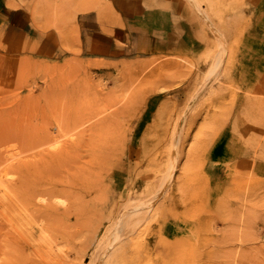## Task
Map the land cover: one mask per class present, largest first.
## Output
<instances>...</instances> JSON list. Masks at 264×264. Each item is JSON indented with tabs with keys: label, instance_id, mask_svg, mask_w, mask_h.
Instances as JSON below:
<instances>
[{
	"label": "rangeland",
	"instance_id": "rangeland-1",
	"mask_svg": "<svg viewBox=\"0 0 264 264\" xmlns=\"http://www.w3.org/2000/svg\"><path fill=\"white\" fill-rule=\"evenodd\" d=\"M9 7L20 11L8 15L0 29V155L10 156L3 162L0 156V175L5 176L0 180L9 177L10 183L0 181V212L6 200H18L12 184L18 178L14 160L49 157L51 166H36L38 171L30 175L32 183L39 180L45 187L35 202L71 209L40 218L43 228L33 222L28 231L51 242L53 255L65 257L71 250L60 264H264V0H16ZM79 13H88L82 40ZM159 40L163 51H148L158 49ZM111 114L114 137L109 136L112 147L106 149L107 134L95 138L101 131L93 126L101 117L110 121ZM82 116L91 118L80 124ZM171 131L178 148L171 186L151 205L148 217H142L145 223L132 224L141 233L119 225L107 234L123 207L148 205L149 200H137L135 193L144 191L152 160L169 154ZM97 140L103 152L90 145ZM105 149L112 162L106 160ZM217 156L226 163L221 181L209 172ZM61 158L64 169L58 164ZM98 158L105 160L98 165ZM85 162L89 168L84 170ZM84 173L93 176L85 178ZM139 175L143 177L133 183L130 199L120 200ZM97 194L103 203L95 199ZM32 209L29 215H37ZM76 214L86 217L75 219ZM75 221L82 226L72 227ZM63 229L66 234L60 233Z\"/></svg>",
	"mask_w": 264,
	"mask_h": 264
},
{
	"label": "bare ground",
	"instance_id": "bare-ground-1",
	"mask_svg": "<svg viewBox=\"0 0 264 264\" xmlns=\"http://www.w3.org/2000/svg\"><path fill=\"white\" fill-rule=\"evenodd\" d=\"M212 9V8H211ZM217 12H219V10L217 11ZM220 17V16H219ZM213 18V17H212ZM228 18H230V17H228ZM220 23V22H219ZM218 24V23H217ZM222 48V47H221ZM225 48V47H224ZM224 48H223V50H222V54L224 53ZM216 49V48H215ZM211 52V51H210ZM217 52V51H216ZM215 52V53H216ZM213 53H214V51H213ZM221 54V53H220ZM220 54H219V56H220ZM224 55V54H223ZM215 57V54H214V56H213V58ZM221 57V56H220ZM216 59V58H215ZM218 59V58H217ZM222 59V58H221ZM221 61V60H220ZM216 62V61H215ZM222 62H224V61H222ZM218 64V63H217ZM221 64V63H220ZM216 64H213V68L214 67H216L215 66ZM221 66V65H220ZM210 69V68H209ZM215 69V68H214ZM214 69H211L210 71H214ZM217 69H220V68H217ZM208 71V70H207ZM217 71V70H216ZM204 77V76H203ZM208 79V78H207ZM205 79H203V81H204ZM204 82H207V81H204ZM201 85V84H200ZM199 88V87H198ZM197 88V89H198ZM202 88V87H201ZM201 91V89L198 91V93ZM89 110V109H88ZM95 110V109H94ZM97 110L98 109H96V112H97ZM90 111H92V113H93V110H90ZM239 112V110L237 111V113ZM84 113H85V111H84ZM88 113H89V111H88ZM175 113V112H174ZM90 114V113H89ZM104 114V113H103ZM108 114V113H107ZM106 114V115H107ZM88 115V114H87ZM91 115V114H90ZM94 115H95V111H94ZM101 115V114H100ZM103 116H105V115H103ZM112 117V114L111 115H109V120L110 121H108V117H101L102 118V120L100 119L99 121L97 120L96 121V126H93L94 127V129L95 130H100L101 131V133H99V132H97V131H95L96 133H99L98 135H97V137H95V138H98L99 140H101L100 139V137H101V135L100 134H102V135H106V137H105V139L107 140H109V138H111V137H109V136H112V137H114V135H113V131H114V129L115 128H113V122L111 121V118ZM236 117H237V115H236ZM86 118L88 119V118H91L90 116H87V117H80V119L78 120V123H85V121H86ZM100 118V117H99ZM103 118H105V119H103ZM107 118V119H106ZM98 119V118H97ZM176 119V118H175ZM178 121H179V119H177ZM110 122H111V124H110ZM109 123V124H108ZM88 124H89V122H88ZM83 126V125H82ZM90 126V125H89ZM84 127H86V126H84ZM97 127V128H96ZM83 128V127H82ZM88 128V127H87ZM87 128H83V130L85 129H87ZM90 128H91V126H90ZM94 129H91L90 131L91 132H93V130ZM84 130V131H85ZM89 130V129H88ZM83 131V132H84ZM89 131V132H90ZM165 131V130H164ZM167 131H168V129H167ZM170 131V130H169ZM82 132V136L81 137H84L83 136V133ZM94 132V133H95ZM163 133V132H162ZM166 133V132H165ZM165 133L163 134L164 136H165ZM85 134H86V132H85ZM90 134V133H89ZM80 135V134H79ZM88 135V134H87ZM27 137V140L29 139V137H30V139H31V137H33V139H36V138H34L35 136H31V135H26ZM29 136V137H28ZM91 136V138L93 137V139H94V136H92V135H90ZM98 136H100V137H98ZM44 136L42 135V138H40L39 139V143H41L42 141H44L43 138ZM89 137V136H88ZM171 138V144H170V150H169V154L168 155H166V156H163L164 158H156V159H154V160H152V162H151V165H152V168L150 169L151 170V174L147 177H144L145 179H146V185H145V189H144V191L141 189V191L139 192V194H138V190H137V193H135V196H137L138 197V199L137 200H143V199H145L146 198V200H149V202H148V205H145L144 207H142L141 206V208H136V207H131L132 205H130L129 206V208H124L123 207V209L121 210V211H118V213H117V218H116V220H115V222L113 223V224H115L114 226H112L111 227V229L112 230H107V234H109V233H111V231L113 232V231H115V230H113L114 228H116V226H119V225H121V226H124V228H126V230H127V232L128 231H130V230H132V229H134L135 228V226L134 225H139L141 222H143L142 220V217L144 216V215H146V213L150 210V207H151V205L154 203V201L155 200H157L158 198H159V196L161 195V193H163V190L165 189V188H168L169 186H171V182H172V174H173V170H174V163H175V155H176V153H177V150H178V148H176V145H177V138H176V135H174V131L172 132L171 131V136H170ZM72 138H74V137H72ZM41 139H42V141H41ZM71 139V138H70ZM76 139H78V138H76ZM75 139V141H77ZM88 139V138H87ZM113 139V138H112ZM162 139H165V138H162ZM167 139V138H166ZM74 140V139H73ZM79 140H81V139H79ZM96 140V139H95ZM99 140H97V141H94V143L92 144L91 142L93 141H91L90 143V145L92 146V145H95V147H97L98 145H96V142H98ZM103 140H104V138H103ZM107 140V142L108 143H106L105 142V144H106V146L107 147H105L106 149H109V146H111L112 147V145H110V142L111 141H108ZM84 142H86L85 141V139H84ZM88 142V141H87ZM113 142V141H112ZM115 142V141H114ZM119 142V141H118ZM30 143V145H31V142H29ZM65 143H67V142H65ZM76 143V142H75ZM102 143V142H101ZM100 143V144H101ZM158 143V142H157ZM77 144V143H76ZM78 144H80V142L78 143ZM104 144V143H103ZM103 144H101V145H103ZM118 144H120V143H118ZM159 144V143H158ZM157 144V145H158ZM163 145H164V143H162ZM33 145V144H32ZM65 145V144H64ZM157 145H156V147H157ZM160 145V144H159ZM158 145V146H159ZM34 146V145H33ZM66 146V145H65ZM76 146V145H75ZM84 146V145H83ZM86 146V145H85ZM113 146H115V144H113ZM37 147V146H36ZM87 147V146H86ZM99 147V146H98ZM110 147V148H111ZM31 148V147H30ZM32 148H35V147H32ZM32 148H31V150H32ZM63 148V147H62ZM62 148H61V151H62ZM70 148V147H69ZM76 148H78V147H76ZM89 148V147H88ZM71 149V148H70ZM105 149V150H106ZM118 150H119V148H117ZM157 149V148H156ZM41 150V149H40ZM55 150V149H54ZM53 150V151H54ZM99 150L100 151H102L101 149H100V147H99ZM113 150H114V148H113ZM48 151H50V150H47V154H48ZM57 151H59V150H57ZM56 151V152H57ZM68 151V150H67ZM88 151V150H87ZM97 151V150H96ZM107 151V150H106ZM155 151V150H154ZM62 152H64V151H62ZM86 152V151H85ZM89 152V151H88ZM92 152V151H91ZM103 152V151H102ZM102 152H99L100 153V155L102 154ZM108 152V153H107ZM105 154H106V160L107 161H111L110 160V156H109V154H110V152L109 151H107ZM113 152V151H112ZM1 153V152H0ZM4 153V152H3ZM2 153V154H3ZM34 153V152H33ZM33 153H31V154H33ZM60 153V152H59ZM93 153V152H92ZM95 153V152H94ZM93 153V155H97V153H95L94 154ZM98 153V154H99ZM153 153V152H152ZM1 154V155H2ZM31 154H27V155H31ZM64 154V153H63ZM63 154L61 155V156H63ZM71 153H69V155H70ZM111 154H114V153H111ZM164 154V153H163ZM0 155V156H1ZM13 155V154H12ZM34 155V154H33ZM39 155V154H38ZM91 156V155H88L89 157H94V156ZM100 155H98V156H100ZM36 155H34L33 157H35ZM45 156H47V155H45ZM49 156H51V155H49ZM57 156V155H56ZM68 155H66V157H67ZM71 156V155H70ZM69 156V157H70ZM78 157H79V155H77ZM76 156V157H77ZM85 156H87V155H85ZM87 156V157H88ZM98 156H95V157H98ZM104 156V155H103ZM113 156V155H112ZM150 156V155H149ZM155 156V155H154ZM4 157V154H3V156H2V158ZM10 157V156H9ZM9 157H8V159H9ZM59 157H60V155H59ZM58 157V158H59ZM95 157H94V159L93 160H95ZM100 157H102V156H100ZM99 157V158H100ZM20 158V157H19ZM47 158H49V157H47ZM47 158H45V157H42V158H38L37 160H31V157L29 158L31 161L29 162V161H27V160H25V161H20L21 159H19V160H14V162H16L17 161V164L16 163H12V165L14 166V164H16L17 166H15V168L17 167L18 168V170H16L14 167V171L16 170V172L18 171V178L16 179V177H14V178H12V180H14L15 179V182L13 183L12 182V184H16V192H17V198H18V200H6V197L7 196H9L10 194H7L6 193V197H4L3 195H2V198L4 197L5 198V200H6V203H4L5 205L4 206H2L3 208V211L2 212H0L1 214V216H0V264H53L52 262L53 261H55V262H58V264H60V262L62 261V255H59V254H56V255H53V246L50 244L51 242H49V241H45L44 240V238L43 237H41L40 238V236H39V239L37 240L35 237H34V235H32L33 233L31 232V230H30V232L28 231V227H31L32 226V223L34 222V224L37 226H41V228H43V223L42 222H44V221H41L40 222V218H45V217H48L49 216V218L51 219V217H53V218H55L56 216V213H61L62 211H65L66 210V208H65V210H62V211H59L60 210V208L59 207H57L56 205H54L53 204V202H52V204H49V205H46V204H44V205H42V204H40L39 206H37V201L35 202V199L37 198V197H39V195H41L42 193H43V190L45 189V187H43V183H42V185L41 184H38V181H36V183L34 182V183H32V179L30 178V175L31 174H33L32 172L34 171V169H35V167L36 166H40L41 164L43 165L44 163H47L46 165H48V163H50L49 162V160L47 159ZM64 158V157H63ZM71 158L73 159L74 158V155H72L71 156ZM98 158V159H99ZM117 158V157H116ZM116 158H115V161H116ZM0 159H1V157H0ZM4 159H7V158H3V159H1V161L3 162V160ZM7 159V160H8ZM16 159H18V158H16ZM51 159H53V158H51ZM60 159V158H59ZM70 159V158H69ZM77 159V158H76ZM89 159V158H88ZM140 159L142 160V158L140 157ZM160 159H162V160H160ZM24 160V159H23ZM85 160H87V159H85ZM100 161L98 162V161H96L95 163H99L98 165H100V163H103V161L105 160V159H99ZM113 160V159H112ZM4 161H6V160H4ZM20 161V162H19ZM66 161V160H65ZM72 161H74V160H72ZM72 161H71V163H72ZM13 162V161H12ZM53 162V161H52ZM61 162H63L62 161V158H61V160H60V162H58V164H60ZM87 162V161H86ZM86 162H85V165L84 164H82L83 166H86L87 164H86ZM93 162V161H92ZM112 162V161H111ZM68 163H69V160H68ZM67 163V161H66V163L65 164H68ZM78 164H81V163H79V162H77ZM89 163V162H88ZM55 165L53 166V172H55V168L57 167L56 165V162L54 163ZM64 164V165H65ZM74 164V163H73ZM121 164V163H120ZM12 165H11V167H12ZM46 165H44V167H46ZM50 165V164H49ZM48 165V166H49ZM53 165V164H52ZM69 165V164H68ZM91 165H93V164H91ZM97 165V164H96ZM103 165H105V163L104 164H101V166L102 167H105V166H103ZM109 165H111V164H108V166ZM139 165L141 166V161L139 162ZM51 166V165H50ZM60 166V168L62 167L63 169H64V166L63 165H59ZM71 166V165H70ZM74 166H76V164H74ZM139 166V167H140ZM38 168V167H37ZM43 168V167H42ZM41 168V169H42ZM50 168V167H49ZM59 168V167H58ZM69 169L71 168V167H68ZM74 168V167H73ZM72 168V169H73ZM77 168V167H76ZM83 167L81 166L80 167V169H82ZM85 168L86 169H88L89 168V166H88V168H87V166L86 167H84V170H85ZM100 168V167H99ZM109 168V167H108ZM111 168H112V166H111ZM116 168V167H115ZM40 169V170H41ZM46 169V168H45ZM79 169V168H78ZM77 169V170H78ZM95 169V168H94ZM96 169H97V167H96ZM104 169H106V168H100V170L99 171H101V170H104ZM139 169H141V167L139 168ZM40 170H39V173H43L42 171L40 172ZM67 171H68V169H66ZM74 170V169H73ZM77 170L75 169V171L77 172ZM84 170H83V172H84ZM127 170V169H126ZM138 170V169H137ZM36 171H38V170H36L35 169V172ZM79 171V170H78ZM89 171L90 172H92V173H96L95 172V170L93 171H91V169H89ZM106 171H108V169L106 170ZM112 171V170H111ZM123 171V170H122ZM133 171V170H132ZM131 171V172H132ZM139 171V170H138ZM12 172H13V170H12ZM34 172V174H36ZM49 172V171H48ZM75 172V173H76ZM80 173H82V170L81 171H79ZM102 172V171H101ZM8 172H6L5 174H7ZM14 173V172H13ZM50 173H52V172H50ZM50 173H48V174H50ZM58 173V172H57ZM56 173V174H57ZM69 173V172H68ZM91 173V174H92ZM17 174V173H16ZM16 174H14V175H16ZM53 174V173H52ZM61 174V173H60ZM59 174V175H60ZM71 176L73 175L72 174V171H71ZM78 175H79V173H77ZM83 174V173H82ZM90 174V173H89ZM89 174H87V173H84V175H82L83 177H85L86 178V175L87 176H90ZM106 174H108V172H106ZM38 175V174H37ZM36 175V176H37ZM54 175V174H53ZM63 175V174H62ZM68 175V174H67ZM75 175V174H74ZM98 175V174H97ZM3 176V175H2ZM11 176V175H10ZM17 176V175H16ZM32 176V175H31ZM46 176V175H45ZM49 176V175H48ZM64 177H68V176H66V175H63ZM70 176V175H69ZM76 176V175H75ZM80 176V175H79ZM79 176H76V177H74L75 179L78 177V178H81V177H79ZM91 176H93V175H91ZM90 176V177H91ZM104 176H107V175H104ZM0 177H1V175H0ZM12 177V176H11ZM41 177H42V175H41ZM53 176H51L50 177V179L52 178ZM90 177H89V179H90ZM143 176H137L136 177V179L134 180V182H131V185L130 186H128L127 187V192H126V194L125 193H123L122 195V197H121V199L120 200H126L127 198L128 199H130V197L133 195L132 194V190H133V188H135V186L136 185H133V183L135 184V182L136 181H138V180H140L141 178H142ZM1 178H5V176H3V177H1ZM7 178V177H6ZM9 178V177H8ZM7 178V179H8ZM38 178H39V175H38ZM48 178V177H47ZM69 178V177H68ZM71 178V177H70ZM95 178H96V176H95ZM109 178V177H108ZM129 178H131V177H129ZM7 179H2V181H1V183L4 185V186H6L5 184H4V181L3 180H6L7 181ZM40 179V178H39ZM57 179V178H56ZM56 179H54V180H56ZM84 179V178H83ZM88 179V178H87ZM93 179V178H92ZM91 179V180H92ZM103 178H101V180H102ZM9 180V179H8ZM52 180V179H51ZM67 180H69V179H67ZM72 180H73V177H72ZM76 180H78V179H76ZM81 180H82V178L79 180V182H81ZM90 180V181H91ZM10 181H11V179H10ZM43 181V180H42ZM70 181L71 180H69V182H67V184H69L70 183ZM99 181V180H98ZM97 181V182H98ZM40 182V181H39ZM54 182V181H53ZM56 182H57V180H56ZM58 182H61V181H58ZM63 182V181H62ZM74 183V181H71V183ZM78 182V183H79ZM84 182V181H83ZM89 182V181H88ZM94 182H96V181H94L93 180V182L92 183H94ZM100 182V181H99ZM6 183V182H5ZM7 183H8V181H7ZM55 183V182H54ZM70 183V184H71ZM77 183V184H78ZM82 183V182H81ZM8 184H10V183H8ZM49 184H50V182H49ZM56 184V183H55ZM58 184V183H57ZM60 184V183H59ZM69 184V185H70ZM66 185V184H65ZM65 185H64V187H65ZM74 185H75V183H74ZM93 185V184H92ZM126 185V184H125ZM49 186V185H48ZM91 186V185H90ZM95 186V185H94ZM94 186H92V189L94 188ZM96 186H98V185H96ZM103 186H104V183H103ZM123 186H124V184H123ZM0 187H1V185H0ZM7 187H11V188H14V185L13 186H7ZM42 187L44 188L43 190H41L42 189ZM50 187V186H49ZM70 187H73L72 185L70 186ZM99 187H101V186H98V188ZM11 188H10V190H11ZM61 188V187H60ZM77 188V187H76ZM90 188V187H89ZM97 188V189H98ZM103 188V187H102ZM105 188V187H104ZM5 189V188H4ZM34 189V191H32ZM52 189V188H51ZM66 190L68 189V188H65ZM70 189V188H69ZM91 189V190H92ZM13 190V189H12ZM40 190L42 191V193H40ZM62 190V189H61ZM89 191V189H86V191ZM95 190H96V187H95ZM100 190L102 191V189H99V195L101 196V192H100ZM105 190V189H104ZM4 191V190H3ZM70 191V193L69 194H71V189L69 190ZM69 191H66V193H67V195H69L68 194V192ZM75 191V190H74ZM5 192H8V190H5ZM5 192H4V194H5ZM52 192V191H51ZM60 192V191H59ZM106 191H104V193H105ZM15 193V192H14ZM73 193V192H72ZM75 193V192H74ZM78 193V192H77ZM49 194V193H48ZM51 194V193H50ZM96 194V193H95ZM94 194V195H95ZM14 195V194H13ZM20 195V196H19ZM44 195H45V193H44ZM43 195V196H44ZM58 195V194H57ZM56 195V196H57ZM61 195H62V193H61ZM66 195V196H67ZM72 195V194H71ZM77 195V194H76ZM82 195V194H81ZM98 195V194H97ZM98 195V196H99ZM52 196V195H51ZM75 196V195H74ZM74 196L73 197H71V199L73 200V201H75V200H77L78 198H75L74 199ZM80 196V195H79ZM84 196V195H83ZM91 196V195H90ZM98 196H96V198L95 199H97V200H99L100 201V203H101V201L102 200H104V199H102V200H100L101 198H100V196L98 197ZM104 196V194L101 196L102 198H104L103 197ZM45 197V196H44ZM47 197V196H46ZM55 197V196H54ZM1 198V197H0ZM3 198V199H4ZM58 198V197H57ZM61 198V197H60ZM60 198H59V200H60ZM91 198H93V197H91ZM134 198V197H133ZM10 199H12V197L10 198ZM25 199V200H24ZM50 199V201H51V198H49ZM70 199V200H71ZM81 200H82V198H80ZM2 200V199H1ZM0 200V201H1ZM5 200H3V201H5ZM41 200V201H40ZM44 200V199H43ZM64 200V199H63ZM66 200V199H65ZM68 200V199H67ZM71 200V201H72ZM39 202H41V203H44V201L42 202V198L41 199H39L38 200ZM84 201V200H83ZM93 200H91V202H92ZM132 201V200H131ZM82 202V201H81ZM96 202H98V201H95V204H96ZM121 202V201H120ZM127 202V201H126ZM134 202H136V201H134ZM138 202V201H137ZM1 203V202H0ZM57 203V202H56ZM74 203V202H73ZM77 203V202H76ZM79 203V202H78ZM82 203H84V202H82ZM92 203H94V202H92ZM102 203H103V201H102ZM133 203V202H132ZM131 203V204H132ZM67 204H72V203H70V202H68ZM66 204V205H67ZM80 204V203H79ZM84 204H86V203H84ZM84 204H83V206H84ZM126 204V203H125ZM128 204V203H127ZM127 204L125 205V207L127 206ZM65 205V204H64ZM78 205V204H77ZM76 204H75V207L77 206ZM124 205V204H123ZM73 206V205H72ZM87 206V205H86ZM70 207V209H71V206H69ZM80 207V206H79ZM95 207H97L96 205H95ZM131 207V208H130ZM31 208H34V210H35V212H34V210L32 209V212H34V213H36L37 215H34V214H31V215H29V211H31ZM62 208V207H61ZM78 208V207H77ZM77 208L76 209H74V210H76L77 211ZM84 208L86 209V211H87V208L84 206ZM93 209H94V206L92 207ZM153 208H154V205H153ZM63 209V208H62ZM68 209V208H67ZM70 209H68V210H70ZM82 209V207L80 208V210ZM84 209V210H85ZM99 209V208H98ZM83 210V209H82ZM97 210V209H96ZM18 211V214L17 213H14V214H12L13 212H17ZM67 211V210H66ZM65 211V212H66ZM76 211H74V214L76 213ZM94 211V210H93ZM98 211V210H97ZM79 212H81V213H85L84 211L82 212V211H79ZM78 211H77V213H79ZM88 212V211H87ZM94 212H96V211H94ZM100 212V211H99ZM103 212V211H102ZM111 212V211H110ZM71 213V212H70ZM69 213V214H70ZM101 213V212H100ZM153 213V212H152ZM151 213V214H152ZM63 214H64V212H63ZM66 214H68V213H66ZM72 214H73V212H72ZM71 214V215H72ZM150 214V215H151ZM59 215V214H58ZM57 215V216H58ZM79 215H81V214H79ZM79 215H74V217L75 216H79ZM83 215V214H82ZM81 215V217H86V216H82ZM85 215H87V214H85ZM90 215V214H89ZM101 215V214H100ZM103 215V214H102ZM101 215V216H102ZM92 216V215H91ZM91 216H87L88 218H84V220L85 219H88V221H89V218L91 217ZM96 216V215H95ZM92 217H94V216H92ZM97 217V216H96ZM95 217V218H96ZM147 217H148V213H147ZM60 218V216H58V219ZM80 218V217H79ZM145 218H146V216H145ZM61 219V218H60ZM75 219H76V217H75ZM104 218H99V220H103ZM106 219V218H105ZM57 220V219H56ZM56 220H54V222L56 221ZM62 220V219H61ZM96 220V219H95ZM51 221V220H50ZM58 221V223H60L61 221H59V220H57ZM82 221H83V218H81V221L79 222V223H82ZM88 221H87V225H88ZM90 221H92V219H90ZM97 221V220H96ZM96 221H93V222H96ZM108 221V220H107ZM137 221V222H136ZM92 222V223H93ZM111 222V221H110ZM64 224H66V222L64 221L63 222ZM69 223V222H68ZM76 223V224H75ZM75 223H71L72 224V227L73 226H78V228H80L83 224H84V222L82 223V225L81 224H79L78 225V223L75 221ZM97 223V222H96ZM99 223H100V221H99ZM143 223H145V221L143 222ZM57 224V223H56ZM70 223H69V225H71ZM74 224V225H73ZM132 224H134V225H132ZM59 225V224H58ZM63 224H61V228H64L63 226H62ZM67 225V224H66ZM69 225H68V227H69ZM87 225H85V226H87ZM89 225H91V223L89 222ZM88 225V227H90ZM96 225V224H95ZM99 225V224H98ZM101 225V224H100ZM132 225V226H131ZM45 226V225H44ZM56 226V225H55ZM133 226H134V228H133ZM141 226V225H140ZM51 227V226H50ZM60 227V226H59ZM66 227L67 226H65V229H66ZM96 227H98L97 225L96 226H94V228H96ZM131 227V228H130ZM46 228V227H45ZM58 228V227H57ZM76 229H77V227H75ZM85 228H87V227H85ZM91 228V227H90ZM32 229V228H31ZM58 229H60V228H58ZM84 229V228H83ZM97 229V228H96ZM122 229V228H121ZM72 230H74V229H72ZM85 230V229H84ZM135 230H136V228H135ZM134 230V231H135ZM40 231H42L41 229H40ZM39 231V232H40ZM58 231V230H57ZM56 231V232H57ZM64 231V232H63ZM63 231H60V233H65V230L63 229ZM70 231V230H69ZM80 231V230H79ZM93 231H94V229H93ZM96 231V230H95ZM66 232L67 233H69L67 230H66ZM71 232V236H72V234L73 233H77V231H74V232H72V231H70ZM82 232V228H81V231H80V233ZM126 232V231H125ZM137 232L138 233H141V231H139V229H138V231L136 230V234H137ZM52 233V232H51ZM58 233H59V231H58ZM60 233H59V235H60ZM76 233H75V235H76ZM85 233V232H84ZM88 233V232H87ZM86 233V234H87ZM94 233V232H93ZM118 233V232H117ZM117 233H115V234H117ZM131 233H133V230H132V232ZM47 234V233H46ZM57 234V233H56ZM66 234V233H65ZM86 234H85V236H86ZM92 234V233H91ZM91 234L90 235H88V237L89 236H91ZM53 235V234H52ZM58 235V234H57ZM62 235V234H61ZM79 235V234H78ZM82 235V234H81ZM110 235V234H109ZM118 235H122V234H117V236ZM126 235V234H125ZM51 236V235H50ZM49 236V237H50ZM63 236H65V235H63ZM67 236H68V234H67ZM67 236H66V238H67ZM70 236V235H69ZM70 236V238L72 239L73 237H71ZM74 236V235H73ZM92 236H94V235H92ZM46 237V236H45ZM114 237V236H113ZM250 237H252V236H250ZM55 238H56V236H55ZM79 238V237H78ZM85 238V237H84ZM106 238V237H105ZM110 238V237H109ZM120 238V237H119ZM124 238V237H123ZM128 238V237H127ZM47 239H50V238H48L47 237ZM46 239V240H47ZM62 238H60V240H61ZM86 239V238H85ZM88 239V238H87ZM112 239V238H111ZM116 239V238H115ZM240 239H242V238H240ZM248 239V238H247ZM66 240V239H65ZM251 240H254V239H252L251 238ZM62 241H63V239H62ZM67 241H69V240H67ZM73 241V240H72ZM106 241V240H105ZM127 241V240H126ZM131 241H132V238H131ZM242 241H246V239L245 240H242ZM247 242V241H246ZM44 243V244H43ZM67 243V242H66ZM87 243V242H86ZM120 243V242H119ZM55 244H57V243H55ZM54 244V245H55ZM88 244V243H87ZM86 244V245H87ZM105 244V243H104ZM109 244H110V240H108L107 242H106V244H105V246H103L102 247V249H101V254H100V257H103L105 254H106V252H105V250H107L108 249V247H109ZM58 245V244H57ZM123 245H124V243H123ZM122 244H121V246H123ZM79 246V245H78ZM84 246V245H83ZM66 247V246H65ZM81 247V246H80ZM55 248H57V246H55ZM60 248H62V247H60ZM78 247H76L75 248V250L77 251V250H79V248L77 249ZM87 248H88V245H87ZM72 249H74L73 247H72ZM86 250V249H85ZM98 250V249H97ZM113 249H111V251H112ZM76 251H74V252H76ZM60 252V251H59ZM70 252H71V250H70ZM69 252V253H70ZM77 252H79V255H81L80 253V250L79 251H77ZM98 252V251H97ZM114 252V251H113ZM62 253V252H61ZM69 253H66L67 255L69 254ZM96 253V252H95ZM95 253H94V255H95ZM126 253V252H125ZM66 254H64V256L65 257H63V261H64V258H68V257H66ZM118 254V253H117ZM76 255V254H75ZM78 255V254H77ZM118 255H120V253L118 254ZM121 255H122V252H121ZM69 256V255H68ZM71 256V255H70ZM92 256V255H91ZM72 257V256H71ZM81 257H83V255L81 256ZM81 257H78V259H79V261L80 260H82V259H80ZM155 257H156V255H155ZM99 258V257H98ZM105 258V257H104ZM72 259V258H71ZM93 259V258H92ZM67 260V259H66ZM74 261H76V259H73ZM113 260H114V258H113ZM112 260V261H113ZM68 262H70V260H67ZM78 261V260H77ZM77 261H76V263H77ZM79 261H78V263H79ZM101 261V260H100ZM141 261V260H140ZM82 262V261H81ZM242 262V261H241ZM240 262V263H241ZM71 263H73V262H71ZM62 264H64L63 262H62ZM82 264V263H81ZM103 264H105V263H103ZM108 264V263H107ZM242 264H244V263H242ZM253 264V263H252Z\"/></svg>",
	"mask_w": 264,
	"mask_h": 264
},
{
	"label": "crops",
	"instance_id": "crops-1",
	"mask_svg": "<svg viewBox=\"0 0 264 264\" xmlns=\"http://www.w3.org/2000/svg\"><path fill=\"white\" fill-rule=\"evenodd\" d=\"M10 2H16V0H0V29L3 28L5 22H7L9 19V16L12 15V13L14 14H19V8H10ZM7 14V15H5ZM9 15V16H8ZM85 15H88V13H79L77 15V24H78V28H79V37L83 38V18ZM89 35V33H87ZM89 37H92V33L89 35ZM160 45L158 46V49L156 48H149L148 51L150 52H159V51H163V49L161 48L162 45H164V42H162V40H159L158 42ZM166 43V42H165ZM157 50V51H156ZM54 52V51H53ZM222 159L220 157L217 156V159H215V162H213L212 166L209 169V172L211 174V176L214 179H217L218 181H221V179L224 177L225 173H226V169H223V165H225L226 163L221 161Z\"/></svg>",
	"mask_w": 264,
	"mask_h": 264
}]
</instances>
